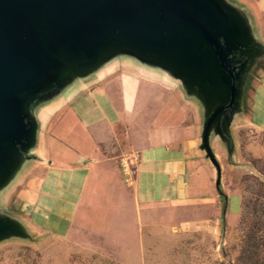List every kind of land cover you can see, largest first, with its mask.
Here are the masks:
<instances>
[{
  "label": "rangeland",
  "instance_id": "374dc122",
  "mask_svg": "<svg viewBox=\"0 0 264 264\" xmlns=\"http://www.w3.org/2000/svg\"><path fill=\"white\" fill-rule=\"evenodd\" d=\"M248 33L254 45L238 57L246 65L236 108L227 124L219 117L221 133L214 122L208 134L218 182L200 136L212 111L225 105V91H216L212 103L206 102L179 79L173 87L162 83V67L154 62L115 58L139 69L133 74L139 87L160 104L159 112L151 104L145 111L156 118L167 115L165 121L156 120L158 126L167 124V133H176L184 152L212 170L217 195L180 205L167 200L136 203L132 195L116 201L115 195H108L97 201L98 209L85 199L78 204L77 221L70 217L75 202L68 195L50 199L46 212L37 208V195H1L7 199L0 204V218L15 230L0 237V264H264V39L254 38L251 29ZM112 59L100 64L99 73L113 67ZM114 67L90 87L119 99L122 77L133 72L124 64ZM34 108L31 105L29 112ZM132 128L123 119L106 142L118 148L124 162L118 168L125 179L133 166Z\"/></svg>",
  "mask_w": 264,
  "mask_h": 264
},
{
  "label": "water",
  "instance_id": "95a60500",
  "mask_svg": "<svg viewBox=\"0 0 264 264\" xmlns=\"http://www.w3.org/2000/svg\"><path fill=\"white\" fill-rule=\"evenodd\" d=\"M245 18L219 0H0V189L33 144L32 102L54 95L118 55L167 67L206 102L225 105L206 119L201 149L218 166L208 134L235 110L244 55L253 42ZM254 45V44H253ZM14 227L0 218V237Z\"/></svg>",
  "mask_w": 264,
  "mask_h": 264
},
{
  "label": "crops",
  "instance_id": "0c3cea01",
  "mask_svg": "<svg viewBox=\"0 0 264 264\" xmlns=\"http://www.w3.org/2000/svg\"><path fill=\"white\" fill-rule=\"evenodd\" d=\"M231 1L243 11L253 37L264 39V0ZM120 64L139 72L124 59L115 61L110 71ZM134 75L122 77L119 99L90 87L103 76H83L76 77L81 83L69 95L42 100L31 112L33 144L21 157L14 178L0 189V204L7 199L3 195H37V208L45 211L51 207L50 199L68 195L75 202L70 217L77 221L78 204L85 199L98 209L97 201L108 195H115L116 201L132 195L136 203L151 205L166 200L180 205L217 195L212 170L184 152L176 133H167V124L158 126L167 115L156 118L145 111L151 104L154 112H159L160 104L139 87ZM135 90L139 96L133 95ZM123 119L133 126V166L127 179L118 168L123 162L118 148L106 143ZM20 204L26 206L22 201Z\"/></svg>",
  "mask_w": 264,
  "mask_h": 264
},
{
  "label": "bare ground",
  "instance_id": "6f19581e",
  "mask_svg": "<svg viewBox=\"0 0 264 264\" xmlns=\"http://www.w3.org/2000/svg\"><path fill=\"white\" fill-rule=\"evenodd\" d=\"M221 3H222V5L226 8V9H228V10H234V11H236L237 12V15L238 16H240L241 18H244V16L242 15V12H241V10L239 9V8H237L236 6H235V4H228L227 2H226V0H219ZM111 57V55L110 56H108V57H106L105 58V60L102 62V63H104L108 58H110ZM123 64H121L120 66H122ZM125 65V64H124ZM100 66V65H99ZM99 66H97L95 69H93L89 74H87V75H85L86 77H89L90 79H92V78H95V77H97V78H101L102 76H104L105 74L104 73H99L100 72V67ZM126 66V65H125ZM99 67V68H98ZM112 68V67H111ZM111 68H109V69H107V71L105 72V73H107L108 71H110V69ZM128 68V67H127ZM128 69H130L133 73L132 74H134V73H136V71H135V69H131V68H128ZM142 71V70H141ZM131 73V72H130ZM84 76V77H85ZM176 80H178V77L176 76V75H174L173 74V72H171L167 67H162V73H161V82L162 83H165V84H167V85H169V86H171V87H173L172 85H171V83H174V81H176ZM80 83H81V79L80 78H70V76L69 75H67V76H65L64 77V79L61 81V83L58 85V87H57V89H56V91H55V93H54V95L53 96H56V95H60V96H67V95H69V93L71 92V91H73V90H75V88L76 87H78L79 85H80ZM33 104V106H38L39 104H40V102L38 101V102H32ZM210 103H212V100L210 101ZM18 166H19V164H18ZM18 168V167H17ZM16 172V171H15ZM14 175H15V173L14 174H12L11 176H10V178H9V180H12L13 178H14ZM9 180H7V182L6 183H8V181ZM0 192H1V190H0ZM1 198V197H0Z\"/></svg>",
  "mask_w": 264,
  "mask_h": 264
},
{
  "label": "flooded vegetation",
  "instance_id": "af4514ba",
  "mask_svg": "<svg viewBox=\"0 0 264 264\" xmlns=\"http://www.w3.org/2000/svg\"><path fill=\"white\" fill-rule=\"evenodd\" d=\"M237 59H238V57H237Z\"/></svg>",
  "mask_w": 264,
  "mask_h": 264
}]
</instances>
